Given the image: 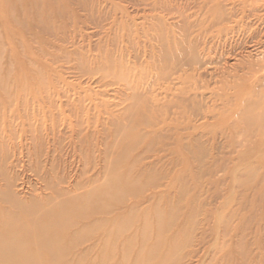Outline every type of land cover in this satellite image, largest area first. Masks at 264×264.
<instances>
[{"label": "rangeland", "instance_id": "374dc122", "mask_svg": "<svg viewBox=\"0 0 264 264\" xmlns=\"http://www.w3.org/2000/svg\"><path fill=\"white\" fill-rule=\"evenodd\" d=\"M0 5V231L62 205L61 264H264V0Z\"/></svg>", "mask_w": 264, "mask_h": 264}, {"label": "bare ground", "instance_id": "6f19581e", "mask_svg": "<svg viewBox=\"0 0 264 264\" xmlns=\"http://www.w3.org/2000/svg\"><path fill=\"white\" fill-rule=\"evenodd\" d=\"M239 14L241 17L238 22H242L247 16L246 10L243 8ZM208 17V21L201 26L203 34L213 30L215 25L220 22V17L215 12H209ZM232 29L233 27L224 28V30L215 29L214 31L217 36H221ZM101 195L105 197L106 193L101 191ZM70 216L69 208L61 205L55 208L54 213L49 215L48 219L46 217L39 218L41 221L46 219L44 222L35 221L38 218L34 219L32 216V218L28 216L31 220L23 216V223H19L16 216L7 218L6 220L10 224H15L17 221L18 226L0 231V264H61L60 259L65 251L59 247V242L63 239L65 229L67 230V226L70 224L68 219ZM43 257L46 260H43Z\"/></svg>", "mask_w": 264, "mask_h": 264}]
</instances>
